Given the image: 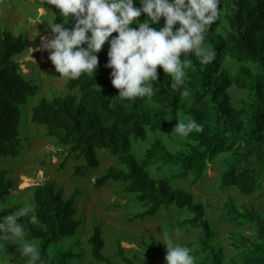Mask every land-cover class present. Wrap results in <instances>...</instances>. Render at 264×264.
I'll return each instance as SVG.
<instances>
[{
	"label": "trees",
	"instance_id": "1",
	"mask_svg": "<svg viewBox=\"0 0 264 264\" xmlns=\"http://www.w3.org/2000/svg\"><path fill=\"white\" fill-rule=\"evenodd\" d=\"M136 6H140L139 0ZM220 7L228 27L219 26L217 22L207 33V46L216 53L213 61L202 65L195 56L191 58V66L185 69L190 91L187 97L181 95L180 88H171V77L167 78L158 66L159 79L154 82L151 104L140 98L121 101L116 97L119 90L111 83V69L106 67V43L98 53L99 67L95 75L68 80L67 95L40 98L31 116L34 122L46 126L49 136L68 145L69 153L84 159L85 163L76 167L77 175L87 176L92 168L100 166V150L118 156L123 167L107 168L96 178L95 186L100 188L109 180L122 183L125 191L134 195L141 205L134 219L154 216L162 208L172 206L187 209L191 217L180 221V226L200 229V250L205 253L208 264H224L225 251L212 244L215 231L206 217L204 203L196 201L189 190L175 187L169 175L155 178L149 169L162 163L176 167V177L194 175L195 180H199L212 160L221 154H230L221 174V187H236L247 196L258 191L264 193V0H221ZM140 19L143 21L145 16ZM55 22H63L59 14ZM26 47L23 35L0 28L2 157L21 155L23 107L39 92V86L24 76L21 64L15 60ZM228 57L241 63L235 74L226 66ZM233 85L249 91L251 97L240 108L232 100L230 88ZM177 112L188 114L203 126V130L184 138L182 147L175 152H171L161 139H155L139 158L134 152V142L145 140L149 131L163 130ZM67 161L61 167H65ZM14 186L8 171L0 170V205L8 203ZM33 200L43 227L33 226L28 217H23L22 222L28 236L38 239L46 264L76 263L80 255L57 248L61 240L74 237L82 225L76 216L78 208L74 198L65 199L53 183L46 182L34 186ZM225 208L232 222L251 223L256 229L255 239L246 235L233 236L232 244L240 251V261L264 264V217L254 208L240 210L233 198L225 203ZM88 242L96 261L115 264L104 252L106 241L101 225L94 228ZM155 248L164 261H146L137 255L131 258L122 246L119 255L125 264H166L167 249L162 245Z\"/></svg>",
	"mask_w": 264,
	"mask_h": 264
},
{
	"label": "rangeland",
	"instance_id": "2",
	"mask_svg": "<svg viewBox=\"0 0 264 264\" xmlns=\"http://www.w3.org/2000/svg\"><path fill=\"white\" fill-rule=\"evenodd\" d=\"M59 10L54 5L44 4L43 0H0V28L14 35H23L27 47L16 56L21 64L24 76L39 86L37 95L23 107V118L20 126L21 155L17 157L0 156V170H7L13 178L15 186L6 206V215L14 212L25 202H34L33 188L38 183H53L56 191L62 192L65 199L74 198L78 208L77 218L82 221L77 234L65 238L57 244L62 250H72L80 255L74 264H105L96 261L91 253L89 238L97 225L102 226L106 241L104 252L115 264H125L120 255L119 247H124L126 255L151 262H162L163 257L156 250L163 244V233H167L175 242L193 249L196 264H208L205 253L201 252V231L198 228L180 226V221L191 217L187 209L178 207L162 208L154 216L145 219H134L141 210L135 196L125 191L122 183L109 180L104 186H95L96 178L101 176L110 166L123 167L118 156L108 150L98 151L100 166L92 168L87 176L75 173L78 165L85 163L82 157L69 153V146L62 144L47 134L46 126L31 119L32 108L42 97L53 99L67 95V81L59 78L54 65L49 59V52L40 47L42 37H50L48 23H54ZM227 23L226 19H224ZM241 63L228 57L226 66L235 74ZM233 103L240 108L244 101L251 99L249 91L236 85L230 88ZM189 117L188 114L180 112ZM178 119L173 116L167 127L157 132H148L145 140L134 142V152L142 158L146 149L155 139H161L164 145L175 152L182 147L184 138L172 135ZM167 135H165V134ZM69 153V154H68ZM68 158V161H67ZM230 154H221L208 165L207 172L195 180L194 175L187 178L176 177L177 168L162 163L153 165L149 170L155 178L165 175L172 177L175 187H181L193 193L196 201L205 205L206 217L210 220L215 237L212 244L222 247L225 251L224 264H243L239 257L240 251L233 246V236L246 235L255 239V226L251 223L240 225L232 222L226 213L225 203L233 198L240 210L255 209L264 217V193L258 191L251 196L244 195L236 187H221V174L227 166ZM67 161L65 167L61 164ZM6 257L8 264H19L18 245L8 244Z\"/></svg>",
	"mask_w": 264,
	"mask_h": 264
},
{
	"label": "clouds",
	"instance_id": "3",
	"mask_svg": "<svg viewBox=\"0 0 264 264\" xmlns=\"http://www.w3.org/2000/svg\"><path fill=\"white\" fill-rule=\"evenodd\" d=\"M43 2L54 5L63 20L48 23L51 36L42 37L40 44L49 52L59 78L78 80L82 75H95L98 53L107 43L106 67L111 69V83L119 90L116 97L121 101L140 98L151 104L158 66L171 77V88H180L181 95L187 97L190 91L185 69L191 66V58L195 56L202 65L213 61L216 53L207 46V33L214 23L227 26L221 0H139V7L136 0ZM175 116L178 124L172 135L186 138L203 130L195 119L180 112ZM8 209L0 205V264H8L6 246L10 243L18 245L19 264H46L38 239L28 236L22 222L28 217L30 224L43 227L35 202H25L3 215ZM159 242L167 247L166 264H196L193 249L175 242L167 233Z\"/></svg>",
	"mask_w": 264,
	"mask_h": 264
}]
</instances>
